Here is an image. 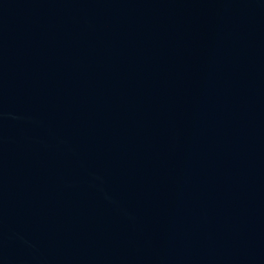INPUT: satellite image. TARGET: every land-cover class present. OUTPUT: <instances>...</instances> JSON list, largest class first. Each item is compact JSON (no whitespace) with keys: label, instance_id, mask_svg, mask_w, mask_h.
<instances>
[{"label":"water","instance_id":"water-1","mask_svg":"<svg viewBox=\"0 0 264 264\" xmlns=\"http://www.w3.org/2000/svg\"><path fill=\"white\" fill-rule=\"evenodd\" d=\"M0 264H264V0H0Z\"/></svg>","mask_w":264,"mask_h":264}]
</instances>
